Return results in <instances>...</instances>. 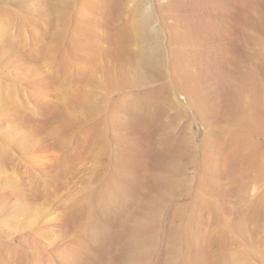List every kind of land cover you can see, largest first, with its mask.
Segmentation results:
<instances>
[{
  "label": "rangeland",
  "instance_id": "rangeland-1",
  "mask_svg": "<svg viewBox=\"0 0 264 264\" xmlns=\"http://www.w3.org/2000/svg\"><path fill=\"white\" fill-rule=\"evenodd\" d=\"M232 263L264 264V0H0V264Z\"/></svg>",
  "mask_w": 264,
  "mask_h": 264
},
{
  "label": "bare ground",
  "instance_id": "bare-ground-1",
  "mask_svg": "<svg viewBox=\"0 0 264 264\" xmlns=\"http://www.w3.org/2000/svg\"><path fill=\"white\" fill-rule=\"evenodd\" d=\"M237 261V260H236ZM236 263V262H235ZM240 263V262H239ZM233 264V263H232Z\"/></svg>",
  "mask_w": 264,
  "mask_h": 264
}]
</instances>
